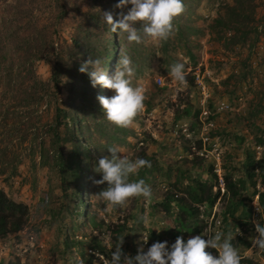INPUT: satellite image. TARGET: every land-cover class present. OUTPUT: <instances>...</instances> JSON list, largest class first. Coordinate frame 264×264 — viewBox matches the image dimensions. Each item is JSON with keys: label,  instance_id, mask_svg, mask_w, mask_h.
Segmentation results:
<instances>
[{"label": "rangeland", "instance_id": "1", "mask_svg": "<svg viewBox=\"0 0 264 264\" xmlns=\"http://www.w3.org/2000/svg\"><path fill=\"white\" fill-rule=\"evenodd\" d=\"M49 2L0 0V190L27 207L24 228L0 241V264H104L121 236L124 252L135 256L157 241L170 247L177 236L207 239L210 232L236 228L241 234L233 245L241 258L264 264L251 243L253 221L264 224L258 201L264 193V0H183L185 11L160 46L142 33L139 44L126 33L113 36L104 13L118 20L130 4ZM48 23L54 30L49 52ZM124 55L135 68L133 87L148 97L127 128L108 122L97 99L114 92L92 87L78 70L98 57L112 76ZM177 62L185 64L188 81L179 92L168 74ZM45 84L56 88L53 99ZM55 106L64 111L58 124L48 122ZM111 147L151 162L131 178L151 187V200L133 199L115 212L98 200L106 185L93 183L101 178L94 168ZM224 177L244 184L234 199L249 210L243 221H222L230 202ZM195 182L217 192L211 205L189 200L185 192ZM188 206L196 209L192 217ZM143 234H149L147 243Z\"/></svg>", "mask_w": 264, "mask_h": 264}, {"label": "clouds", "instance_id": "2", "mask_svg": "<svg viewBox=\"0 0 264 264\" xmlns=\"http://www.w3.org/2000/svg\"><path fill=\"white\" fill-rule=\"evenodd\" d=\"M128 4L131 8L127 14H121L114 21L111 12H105L104 21L110 26L112 33H126L127 40L137 44L142 42L143 35V38L160 46L173 34L175 20L185 11L183 0H119L116 7L123 8ZM137 23L141 28L134 27ZM78 70L89 76L92 87L100 85L114 92L110 98L97 97L107 121L116 127L132 126L135 118L145 108L148 97L143 88L132 85L135 68L131 59L127 55L121 56L112 76L102 67V60L98 57H89ZM168 74L177 85V92L187 88L184 63L171 64ZM107 150L111 155L102 156L94 168L101 178L93 183L106 185L95 194L98 200L113 212L126 207L133 199L151 200V187L143 179H131L138 176L142 169L150 168L151 162L139 157L132 160L120 156L118 154L121 150L115 147ZM253 223L257 235L251 238L252 247L264 252V224L259 221ZM153 229L159 233L162 228ZM237 234H241L238 228L234 233L218 229L214 233H208L207 239L205 236L195 235L185 241L183 237L177 236L170 247L167 241H157L146 252L139 251L135 256L124 252L122 245L125 236H121L114 246L110 245L111 258L105 260L104 264H241L239 250L232 244ZM148 238L149 234H143L145 243ZM209 248L215 249L218 255L213 256L206 251ZM80 264H84L83 260Z\"/></svg>", "mask_w": 264, "mask_h": 264}, {"label": "trees", "instance_id": "3", "mask_svg": "<svg viewBox=\"0 0 264 264\" xmlns=\"http://www.w3.org/2000/svg\"><path fill=\"white\" fill-rule=\"evenodd\" d=\"M235 2H239L240 0H234ZM49 2V0H48ZM50 5V2H49ZM52 8V6H51ZM54 9V8H53ZM59 16V14H56V18ZM53 25L48 23L46 26V38L44 41V46L47 52H49L52 48V35H53ZM113 36L115 33H112ZM112 51H116V48L118 47L117 42L114 40L112 42ZM73 45H78L76 41H73ZM113 51V52H114ZM114 56V54H113ZM115 67V60L112 61L110 69H114ZM45 92L48 98L53 99L55 97V94L57 93L56 88H54V91H51V88L48 84H45ZM58 113L62 114V118L64 117L63 113L64 111H60L56 106L53 108V114L48 120V122H60V116ZM58 124V123H57ZM57 138V137H56ZM58 139V138H57ZM69 140V139H68ZM59 158H61V155L58 153ZM70 163H66L65 165H69ZM250 164V162H247V166ZM64 166V165H61ZM251 173H248V176L250 177ZM224 182V187H225V195L228 196V200L230 202L225 205V209L222 212V221L223 223L226 222L227 218L233 219H241L242 221L247 219L249 216V210H244L245 205L242 203V201L235 202V197L239 196L240 190L243 189V182H239V187H236L235 183L231 181L230 179L224 177L223 178ZM191 187H187V191L185 192L187 197L192 203H201L202 201H206L208 205H211L216 197H217V192L215 194H211V187H204L203 184L197 183ZM201 195L203 199L201 200ZM258 201H259V206L261 207V210L264 215V193L261 192L258 194ZM241 206L243 209L241 210L240 214L238 215L237 218H234L235 211L237 208ZM196 209L188 206V214L189 217H192L195 214ZM181 217L186 214V211L181 212ZM187 214V215H188ZM264 218V217H263ZM26 219H27V207L22 204V203H17L9 199L6 194L0 190V241L5 239L7 236L18 233L21 231L25 224H26ZM242 243V242H241ZM233 244V241H232ZM206 251H209V249H206ZM210 252V251H209ZM261 258L264 262V252L260 251ZM241 264H257L253 262L251 259L248 258H241Z\"/></svg>", "mask_w": 264, "mask_h": 264}, {"label": "water", "instance_id": "4", "mask_svg": "<svg viewBox=\"0 0 264 264\" xmlns=\"http://www.w3.org/2000/svg\"><path fill=\"white\" fill-rule=\"evenodd\" d=\"M113 69V68H112Z\"/></svg>", "mask_w": 264, "mask_h": 264}]
</instances>
